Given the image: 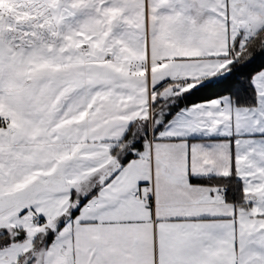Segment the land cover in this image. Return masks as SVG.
<instances>
[{
    "label": "snow or ice",
    "instance_id": "snow-or-ice-1",
    "mask_svg": "<svg viewBox=\"0 0 264 264\" xmlns=\"http://www.w3.org/2000/svg\"><path fill=\"white\" fill-rule=\"evenodd\" d=\"M0 264H264V0H0Z\"/></svg>",
    "mask_w": 264,
    "mask_h": 264
}]
</instances>
